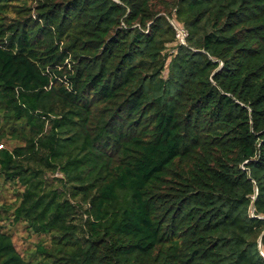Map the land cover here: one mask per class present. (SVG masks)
I'll list each match as a JSON object with an SVG mask.
<instances>
[{
  "label": "trees",
  "instance_id": "trees-1",
  "mask_svg": "<svg viewBox=\"0 0 264 264\" xmlns=\"http://www.w3.org/2000/svg\"><path fill=\"white\" fill-rule=\"evenodd\" d=\"M0 113L40 264H264V0H0Z\"/></svg>",
  "mask_w": 264,
  "mask_h": 264
},
{
  "label": "rangeland",
  "instance_id": "rangeland-1",
  "mask_svg": "<svg viewBox=\"0 0 264 264\" xmlns=\"http://www.w3.org/2000/svg\"><path fill=\"white\" fill-rule=\"evenodd\" d=\"M1 127H5L4 124H2ZM5 145L6 147L12 148L17 145V143H5ZM47 175L48 174H46L45 177H47ZM48 176L51 178L53 177L52 175ZM53 188L56 189V185H54ZM23 191L24 189L22 186L14 182H7L4 177L0 175V230L12 236L18 252L27 261H31L33 264H40L41 257L37 253L38 245L41 241L48 240L49 236L36 234L35 231L29 228V224L25 223L24 220L16 218L12 207L18 206L19 195H21ZM3 207L6 209L2 210Z\"/></svg>",
  "mask_w": 264,
  "mask_h": 264
},
{
  "label": "built area",
  "instance_id": "built-area-1",
  "mask_svg": "<svg viewBox=\"0 0 264 264\" xmlns=\"http://www.w3.org/2000/svg\"><path fill=\"white\" fill-rule=\"evenodd\" d=\"M177 39L179 40L180 44L186 45L188 32L184 28L177 27ZM2 146H0L1 148ZM264 255V253H262Z\"/></svg>",
  "mask_w": 264,
  "mask_h": 264
},
{
  "label": "water",
  "instance_id": "water-1",
  "mask_svg": "<svg viewBox=\"0 0 264 264\" xmlns=\"http://www.w3.org/2000/svg\"><path fill=\"white\" fill-rule=\"evenodd\" d=\"M264 256V255H263Z\"/></svg>",
  "mask_w": 264,
  "mask_h": 264
}]
</instances>
